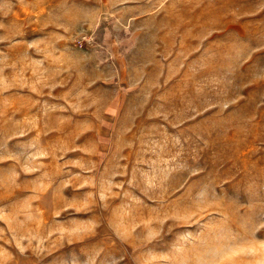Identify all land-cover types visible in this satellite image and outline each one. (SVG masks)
Segmentation results:
<instances>
[{
	"label": "rangeland",
	"instance_id": "374dc122",
	"mask_svg": "<svg viewBox=\"0 0 264 264\" xmlns=\"http://www.w3.org/2000/svg\"><path fill=\"white\" fill-rule=\"evenodd\" d=\"M0 264H264V0H0Z\"/></svg>",
	"mask_w": 264,
	"mask_h": 264
}]
</instances>
